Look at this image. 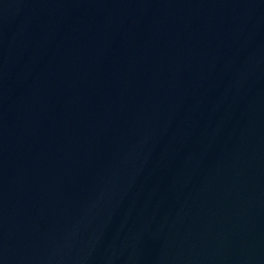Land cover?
I'll return each instance as SVG.
<instances>
[{"label":"water","instance_id":"95a60500","mask_svg":"<svg viewBox=\"0 0 264 264\" xmlns=\"http://www.w3.org/2000/svg\"><path fill=\"white\" fill-rule=\"evenodd\" d=\"M0 264H264V0H0Z\"/></svg>","mask_w":264,"mask_h":264}]
</instances>
